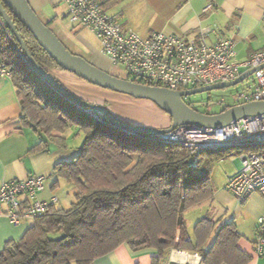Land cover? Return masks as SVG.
Returning <instances> with one entry per match:
<instances>
[{
    "label": "trees",
    "instance_id": "16d2710c",
    "mask_svg": "<svg viewBox=\"0 0 264 264\" xmlns=\"http://www.w3.org/2000/svg\"><path fill=\"white\" fill-rule=\"evenodd\" d=\"M111 1L104 0L105 7ZM11 15L33 57L57 78L54 71L66 69ZM0 56L11 68L25 121L55 140L51 131H64L72 123L85 134L76 157L56 165L57 173L76 187V202L69 209L53 204L36 217L22 238L0 250V264H92L122 243L156 249L154 264L171 247L199 252L204 264L250 260L237 245L242 235L234 221L220 224L202 217L192 233L186 224L188 209L213 198L212 168L230 153L227 146L204 150L194 166L180 143L95 121L31 66L1 16ZM51 89L65 99L55 101L48 96Z\"/></svg>",
    "mask_w": 264,
    "mask_h": 264
},
{
    "label": "crops",
    "instance_id": "0c3cea01",
    "mask_svg": "<svg viewBox=\"0 0 264 264\" xmlns=\"http://www.w3.org/2000/svg\"><path fill=\"white\" fill-rule=\"evenodd\" d=\"M28 1L43 21L50 22V27L70 50L118 74L112 61L85 38L83 28L72 22L66 23L64 18L68 17V12L59 15L55 10L59 0ZM210 1L215 3V7L205 12L203 9ZM106 9L125 30H133L142 37L161 31L194 38L201 29L207 28L211 41L220 35L233 38L236 49L234 60H244L264 49V0H112ZM48 96L55 101L65 99L63 94L52 89ZM23 116L22 102L14 81L11 77L0 76V185L12 179H27L31 174L43 175L44 188L38 192L36 200L51 201L56 197V207L69 209L77 200V189L57 173L56 165L76 157L85 134L82 131L84 135L81 137L77 133L70 142L68 131L72 123L64 131L53 129L51 134L58 139H51L40 128L25 121ZM233 162L236 168L229 174L240 167L239 160L234 158ZM226 180L224 184L214 186L212 199L188 209L185 217L203 207L201 218L210 217L219 220L220 224L234 221L242 235L237 245L251 256L245 264H264V250L259 255L254 249L256 227L259 218H264V196L254 192L240 201L226 189ZM205 205L209 209L204 208ZM5 207L0 203V250L9 241L22 238L35 223V218L12 223L4 214ZM186 224L192 233L194 224H188L187 219ZM216 234L217 229L212 232L208 245L213 243ZM156 254V249L152 247L133 248L128 243H122L97 257L92 264H154ZM202 261L203 256L199 252L171 247L164 250L158 264H204Z\"/></svg>",
    "mask_w": 264,
    "mask_h": 264
},
{
    "label": "built area",
    "instance_id": "2783aa9c",
    "mask_svg": "<svg viewBox=\"0 0 264 264\" xmlns=\"http://www.w3.org/2000/svg\"><path fill=\"white\" fill-rule=\"evenodd\" d=\"M67 6L70 21L94 33L101 43V51L113 64L121 66L125 77L137 82L186 89L231 81L243 72H254L255 86L237 95L238 103L264 100V49L252 53L244 60H234L235 41L220 35L208 39L210 30L203 28L194 38L178 34L153 32L142 37L133 30H125L117 18L110 14L104 0H59ZM215 7L210 1L207 12ZM12 71L0 56V76L11 77ZM89 117L100 123L110 122L108 117L94 109L75 103ZM165 142H177L189 149L190 164L197 166L200 154L207 149L222 146H241L237 155L240 167L229 174L226 189L238 200H246L252 193L264 196V114L248 116L223 127L181 124L172 130L153 135ZM44 176L31 174L27 179H12L0 185V203L4 214L18 224L22 219H33L44 214L57 198L36 200L44 188ZM255 252L264 250V218L256 227Z\"/></svg>",
    "mask_w": 264,
    "mask_h": 264
},
{
    "label": "water",
    "instance_id": "95a60500",
    "mask_svg": "<svg viewBox=\"0 0 264 264\" xmlns=\"http://www.w3.org/2000/svg\"><path fill=\"white\" fill-rule=\"evenodd\" d=\"M11 12L31 31L41 47L64 69L103 88L154 101L170 115L171 125L168 128L138 126L116 117L104 105L92 103L75 95L33 57L26 41L18 30ZM0 16L11 30L28 62L45 80L60 90L70 101L105 114L110 123L123 129L136 133L155 135L168 132L181 124L219 128L248 116L264 114V100H252L233 104L217 113L199 111L186 102V98L190 95L236 85L253 75L257 68L243 72L234 80L217 82L201 87L176 90L145 84L115 75L91 62L83 55L71 51L56 32L41 19L28 0H0ZM262 68H264V64L258 67V69ZM235 160H238V158H235Z\"/></svg>",
    "mask_w": 264,
    "mask_h": 264
},
{
    "label": "rangeland",
    "instance_id": "374dc122",
    "mask_svg": "<svg viewBox=\"0 0 264 264\" xmlns=\"http://www.w3.org/2000/svg\"><path fill=\"white\" fill-rule=\"evenodd\" d=\"M48 9L51 10L50 7H48ZM55 10L59 12V15L62 13L67 14L68 12L67 6L63 2H60L58 6H55ZM64 19L66 23H71L69 17ZM82 33L85 38L97 48V50L101 51L102 46L100 40L94 33L88 29L82 30ZM113 66L119 75H125L121 66L116 64H113ZM54 73L57 78L61 80L59 81L71 92L91 102H103L109 107V110L120 119L129 121L130 123L138 126L141 124H147L155 128H168L171 125L170 115L150 99L137 98L129 94L103 88L88 82L84 78H81L70 71L57 69ZM254 86L255 76L253 74L236 85L206 92H199L188 96L186 100L201 111H207V113H217L221 111L225 105H233L238 102L236 99L237 95L242 92L252 90ZM68 133L70 136V142L73 141V138L77 135V133H80L81 137L84 135L76 123H73L70 126ZM225 149L230 153H227L225 157L216 160L212 168L213 187L224 184V179L229 175L228 172L235 170L236 166L233 160L241 153V151L244 150V147L227 146ZM206 207L209 209L210 204L209 207L208 205H205L204 208ZM202 208L203 207L197 208L195 209L196 211L188 214L186 218L188 224H195L198 219L201 218L203 215Z\"/></svg>",
    "mask_w": 264,
    "mask_h": 264
},
{
    "label": "flooded vegetation",
    "instance_id": "af4514ba",
    "mask_svg": "<svg viewBox=\"0 0 264 264\" xmlns=\"http://www.w3.org/2000/svg\"><path fill=\"white\" fill-rule=\"evenodd\" d=\"M109 72H111V71H109ZM111 73H113V74H115V75H119V74H117V73H114V72H111ZM119 76H121V75H119ZM124 75H122L121 77H123ZM86 100V99H85ZM89 101V100H88ZM91 102V101H90ZM92 103H96V104H101V105H104L105 107H107L108 109H109V107L106 105V104H104L103 102H92Z\"/></svg>",
    "mask_w": 264,
    "mask_h": 264
}]
</instances>
